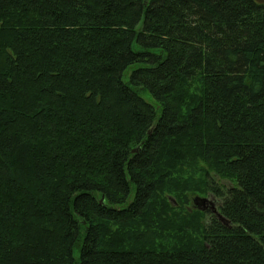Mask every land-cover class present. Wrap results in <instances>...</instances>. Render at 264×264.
<instances>
[{
    "label": "trees",
    "instance_id": "1",
    "mask_svg": "<svg viewBox=\"0 0 264 264\" xmlns=\"http://www.w3.org/2000/svg\"><path fill=\"white\" fill-rule=\"evenodd\" d=\"M0 264H264V0H0Z\"/></svg>",
    "mask_w": 264,
    "mask_h": 264
},
{
    "label": "rangeland",
    "instance_id": "2",
    "mask_svg": "<svg viewBox=\"0 0 264 264\" xmlns=\"http://www.w3.org/2000/svg\"><path fill=\"white\" fill-rule=\"evenodd\" d=\"M142 95H143V97H144L147 101H149V102H151V103H154V100H153L152 96L149 94V92H143ZM212 175H213V177H214V179H215V181H216L217 183H219V184H224V185H226V186H228V187L232 186L230 182L225 181V180H222L221 178L217 177V176L214 175V174H212ZM199 197H200V196H199L198 194H193V195L191 196V203H190V205H189L190 208H192L193 206H194V207L197 206L196 200H197ZM201 197H202V196H201ZM203 197H207V198H209V199L212 201V203L209 202V203H207L206 205L209 207L208 210L214 214V212H213V207L219 209V206L221 205V201H222V199H220V197H218V196L216 197L215 195H211V194H209V195H207V196H203ZM172 205H177V201H176V199L172 201ZM76 256L79 257V252H76Z\"/></svg>",
    "mask_w": 264,
    "mask_h": 264
},
{
    "label": "water",
    "instance_id": "3",
    "mask_svg": "<svg viewBox=\"0 0 264 264\" xmlns=\"http://www.w3.org/2000/svg\"><path fill=\"white\" fill-rule=\"evenodd\" d=\"M212 203V201L209 199V198H207V197H199L197 200H196V203H197V207L198 208H200L201 210H204L201 206L202 205H205V204H207V203ZM213 212H214V214L215 215H217L221 220H223V221H225L226 219H225V217L221 214V212L219 211V209L218 208H214L213 207Z\"/></svg>",
    "mask_w": 264,
    "mask_h": 264
},
{
    "label": "flooded vegetation",
    "instance_id": "4",
    "mask_svg": "<svg viewBox=\"0 0 264 264\" xmlns=\"http://www.w3.org/2000/svg\"><path fill=\"white\" fill-rule=\"evenodd\" d=\"M201 207L204 209V211H209L208 210L209 207L206 204L205 205H202Z\"/></svg>",
    "mask_w": 264,
    "mask_h": 264
}]
</instances>
